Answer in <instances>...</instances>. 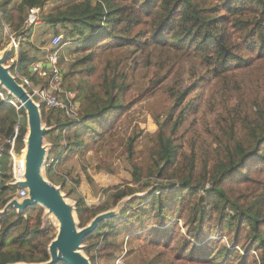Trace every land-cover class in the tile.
<instances>
[{
	"label": "trees",
	"instance_id": "obj_1",
	"mask_svg": "<svg viewBox=\"0 0 264 264\" xmlns=\"http://www.w3.org/2000/svg\"><path fill=\"white\" fill-rule=\"evenodd\" d=\"M48 1L0 0V50H7L5 63L20 82L19 74L44 82L32 65L47 56L35 47L46 32L32 40L34 25L27 26L26 19L31 8ZM42 18L53 36L62 35L63 81L80 113L79 120L72 119L63 109L41 103L49 153L60 151L59 162L65 163L93 147L104 151L100 169L110 171L121 156L132 165L131 179L115 184L107 200L90 205L82 195L77 199L81 228L101 213L119 212L103 218L84 238L91 263L110 264L117 252L130 254L137 247L144 251L143 264H264V101L250 102L243 90L252 64L264 63V0H74ZM71 44L82 53L68 63L64 54ZM150 45L167 51V57L173 49L199 55L217 78L223 104L215 108L212 102L202 123L212 146L201 143L199 151L194 141L182 150L180 119H173V111L184 109L196 81L172 87V105L162 118L157 115L160 129L152 137L149 162L142 164L136 158L141 131L134 130L118 146L114 141L123 115L154 96L168 73L155 71L134 94L115 63L108 61L97 82L91 76L103 50ZM19 121L21 149L28 134L27 110L0 82V143ZM12 176V171L0 173V264L49 262L58 220L43 204L5 209L19 196Z\"/></svg>",
	"mask_w": 264,
	"mask_h": 264
},
{
	"label": "rangeland",
	"instance_id": "obj_2",
	"mask_svg": "<svg viewBox=\"0 0 264 264\" xmlns=\"http://www.w3.org/2000/svg\"><path fill=\"white\" fill-rule=\"evenodd\" d=\"M72 1L74 0H49L42 6V16L57 8L64 7ZM45 28L42 17L40 23L33 26L34 37L39 35L41 39L44 31L46 32L43 40L38 41L35 45L41 57L46 56L45 53L50 48V41L55 33L51 26H48V29ZM5 31L7 34L12 32L7 24L5 25ZM27 46L28 44H26ZM3 51L0 50V55L3 54ZM65 52L70 58L68 63L77 59L82 53L75 44H71ZM169 53L170 56L167 57V51L162 52L159 48L152 45L146 49L139 50L133 48L130 50L124 46L114 50H103L96 58L97 68L91 76V81L97 82L101 79L100 77L108 61L115 63L117 65L116 68L126 75V79L129 82V94H134L147 85L148 77L152 76L155 71L168 73L166 80L154 96L137 103L123 115L119 132L114 141V145L118 146L134 130L141 131L142 136L137 144L138 154L136 158L142 164L149 162L150 151L154 145L152 137L160 129L157 115L161 114L162 118L172 105V87H180L188 81H196V87L184 100V109L178 108L173 111V119L177 116L180 119L178 132L180 135L179 140L183 144L182 150L188 148L194 141L199 151L202 150L201 143L209 147L212 146L211 138L202 129V123L205 116L211 113L210 105L212 102H215V108L221 107L223 104V96L216 91L217 78L214 73L208 70V66L199 55L183 53L179 49L170 50ZM162 60L164 64L161 62ZM174 64L176 66L172 68ZM252 68L254 70L250 74H245L246 76L244 77V97L250 102L253 98L264 101V63H253ZM77 80V75H75L73 81L77 82ZM66 87L68 89V85ZM26 88L30 91L29 87L26 86ZM47 135H45L44 141ZM45 145L47 150H49L48 141H46ZM59 153L60 151L56 154ZM103 154L104 151L95 152L93 147H89L84 155L76 156L65 163L58 162L55 166H48L52 168L50 172L46 170V164L42 166L41 174L46 180L59 188L61 194L72 208L76 223L78 221L76 202L80 195L85 197V204L96 205L109 198L115 184L126 183L132 177V165L126 156L116 157L110 164V171L100 169L98 167L99 156ZM8 183L11 182L8 181ZM18 199L22 198L18 196ZM52 215H54L53 212ZM115 215L118 216L119 212L108 217ZM58 224H60L59 221ZM78 228L81 229L79 225ZM136 242L139 244L141 241ZM80 250L88 256L84 251L83 245ZM120 253L123 252H117L110 259V264H116L115 257ZM148 255L151 256L150 253ZM144 261V251L141 253L137 247L130 254L127 250L124 257L125 264H143ZM98 263L103 264L101 260Z\"/></svg>",
	"mask_w": 264,
	"mask_h": 264
},
{
	"label": "water",
	"instance_id": "obj_3",
	"mask_svg": "<svg viewBox=\"0 0 264 264\" xmlns=\"http://www.w3.org/2000/svg\"><path fill=\"white\" fill-rule=\"evenodd\" d=\"M6 54L7 50H4L3 54L0 55V81L19 98L28 115V134L25 139L26 171L24 179H18L14 183L19 186H26L29 189V194L22 199L16 198L10 201L5 209L10 205L23 209L31 205L43 204L54 213L60 223L58 234L50 244L51 260L42 264H57L59 261L70 264H92L89 257L80 250V247L83 245L84 238L97 228L98 223L115 212L101 213L87 226L78 228L72 208L59 188L41 174L47 152H49L44 142L48 128L42 121L40 103L17 79V75L11 72L10 66L5 65Z\"/></svg>",
	"mask_w": 264,
	"mask_h": 264
},
{
	"label": "built area",
	"instance_id": "obj_4",
	"mask_svg": "<svg viewBox=\"0 0 264 264\" xmlns=\"http://www.w3.org/2000/svg\"><path fill=\"white\" fill-rule=\"evenodd\" d=\"M42 12L43 9L41 6L31 8L27 14L26 25L32 26L40 23ZM9 35L11 37L12 45L18 48L19 41L14 33L10 32ZM61 41V34L54 35L51 39V45L47 51L46 58L40 59L32 65L33 71L37 73L44 82L35 83L25 75L19 74V77L23 80V84L25 86L28 85L30 89L29 93L40 103V105L44 102L50 108L55 107L63 109L68 117L79 120V108L63 81V70L61 64L63 45L61 44ZM64 55L65 60H69V56L67 54ZM17 59V57L12 58L14 61H17ZM20 126L21 121L15 124L12 134L7 136L4 141L0 143V173L4 172L3 159L6 153H8L11 159L10 170L13 172V176L11 178V181L13 182L18 179H24V173L26 171L25 145L21 149L17 146ZM59 158L60 156L58 154L47 152L45 159L46 166H55L58 164ZM0 180H2L1 177ZM17 192L20 198H23L29 194V189L26 186H20L17 189ZM126 252L127 249L115 257L116 264H125L124 257Z\"/></svg>",
	"mask_w": 264,
	"mask_h": 264
},
{
	"label": "crops",
	"instance_id": "obj_5",
	"mask_svg": "<svg viewBox=\"0 0 264 264\" xmlns=\"http://www.w3.org/2000/svg\"><path fill=\"white\" fill-rule=\"evenodd\" d=\"M35 39H36V37H34V35L32 36V40H34L35 41ZM37 44V43H36ZM30 53H31V51H30ZM32 54V53H31ZM34 54H36L35 52H34ZM18 56H19V53L17 52V55H16V57L18 58ZM5 65H7V66H10L9 64H6L5 63ZM12 72V71H11ZM3 164H4V171H11L10 169H11V159H10V155H5L4 156V159H3ZM11 181V180H10Z\"/></svg>",
	"mask_w": 264,
	"mask_h": 264
},
{
	"label": "bare ground",
	"instance_id": "obj_6",
	"mask_svg": "<svg viewBox=\"0 0 264 264\" xmlns=\"http://www.w3.org/2000/svg\"><path fill=\"white\" fill-rule=\"evenodd\" d=\"M19 61V60H18ZM60 159V158H59Z\"/></svg>",
	"mask_w": 264,
	"mask_h": 264
}]
</instances>
